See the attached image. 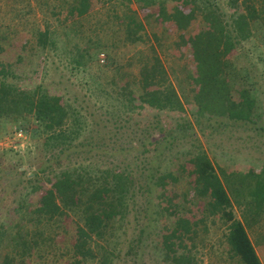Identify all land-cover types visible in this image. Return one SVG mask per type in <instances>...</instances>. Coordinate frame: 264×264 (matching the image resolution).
Wrapping results in <instances>:
<instances>
[{
    "label": "rangeland",
    "instance_id": "obj_1",
    "mask_svg": "<svg viewBox=\"0 0 264 264\" xmlns=\"http://www.w3.org/2000/svg\"><path fill=\"white\" fill-rule=\"evenodd\" d=\"M143 1L133 0L129 4L122 0H91L92 10L74 16L68 11L76 0H0V63L13 64L21 56L19 73L33 78L29 82H12L31 88L41 86L50 95L62 97L82 123L78 139L67 145L61 155L43 147L46 135L38 132L33 117L0 123V231H8L7 235L0 232V264L7 255L21 264V250L12 236L21 229V235L31 240L33 229L21 220L25 212L20 208L27 206L33 188L49 184L48 175L61 168L117 166L134 171L135 179L144 182L148 173L143 167L155 148L156 136L166 134L177 124L191 126L190 134L177 139L169 148L172 151L158 145L156 150L165 153L161 170L172 167L177 154L184 150L206 151L230 195L236 220L247 227L264 264V218L250 223L247 213L252 182L247 174L251 170L264 174V129H259L264 127V0H190L193 5L187 0L188 4L176 6L186 15L199 10L196 25L188 33L203 26L201 12L213 10L234 36V10L246 11V5L254 6L259 19L251 26V37L238 46V56L229 62L228 79L233 88L247 75L252 79L263 112L258 126L227 119L208 121L196 114L190 86L195 68L191 49L177 51L174 46L176 37L184 31L172 24V36L154 17L145 18L147 12L142 10L144 4L151 5L150 8L162 4L168 6L171 14L176 8L174 0ZM45 36L46 47L42 43ZM157 62L165 70V81L177 91L186 114L139 112L129 106L131 92L139 89L142 69ZM154 122L164 131L154 128ZM55 156H59V162H51ZM40 167L44 169L42 173L38 171ZM189 186L188 178L181 177L176 189L186 193L191 190ZM143 195L130 204V214L117 227L115 240L122 249L113 264H165L151 236H145L144 243L131 254L127 250L149 220ZM71 220L65 217L59 228L71 227L72 234L75 224ZM44 232L46 239L50 237L49 230ZM196 232L191 250L194 264H241L228 243L229 225L204 214ZM66 240L54 242V248L47 243L40 252L34 251L28 263L65 264L71 244L69 236Z\"/></svg>",
    "mask_w": 264,
    "mask_h": 264
},
{
    "label": "trees",
    "instance_id": "obj_2",
    "mask_svg": "<svg viewBox=\"0 0 264 264\" xmlns=\"http://www.w3.org/2000/svg\"><path fill=\"white\" fill-rule=\"evenodd\" d=\"M122 1L131 4L133 0ZM90 3L91 0H76L68 12L82 16L94 7V2ZM173 3L174 8L188 4L187 0H174ZM150 6L144 4L142 7L143 12L148 13L145 18L154 17L172 36H175L172 24L184 31L176 37L174 46L177 51L191 49L195 68L191 71L190 86L196 114L208 121L227 119L243 125L258 126L263 120V112L255 96L252 79L247 75L235 88L228 79L229 62L238 56V46L251 37V26L259 19L254 6L246 5V11L239 8L234 10L232 21L235 36L226 28L225 21L216 11L201 12L203 26L195 27L188 33L187 30L196 25L198 9L186 15L176 7L170 14L167 5ZM46 37L42 42L44 47ZM22 58L18 56L13 64L0 63V123L31 116L38 125V132L46 135L43 147L54 149L59 155L65 154L64 148L74 144L81 133V120L62 97L50 95L41 86L31 88L12 82L33 80L31 75L26 77L19 73L17 65L23 61ZM165 74L158 62L151 67H144L139 89L136 92L133 90L129 96V106L133 105L134 110L139 112L175 111L186 114L177 91L162 76ZM153 126L164 131L156 122ZM190 127L177 124L166 134L156 136L153 143L155 148L149 152L151 157L143 167V171L148 173L144 182L135 179L134 171L122 170L117 166L102 169L61 168L48 175L49 184L33 188L35 191L28 196L27 206L20 208L21 212H25L21 220L33 229L31 240L21 235V229L12 236L16 247L21 250L18 254L21 264H29L28 258L34 251L40 252L47 243L54 248V242L67 241V236L71 244L65 264H113L122 249L115 240L117 227L130 214V204H135L137 197L143 194L147 205L145 212L149 213L146 218L149 220L135 244L127 248L129 254L144 243L145 236H151L165 264H194L191 250L196 231L204 214H210L229 225L228 243L241 264H263L247 227L236 220L230 195L206 151L192 148L184 150L177 154L172 167L161 170L160 163L165 153L164 150H156L158 145L161 143L172 151L169 148L173 147L177 139L190 134ZM58 157L55 156L51 162H59ZM38 171L42 173L44 169L40 167ZM22 173L23 178H28ZM178 174L188 178L190 191L181 193L176 189L181 180ZM247 177L252 180L249 184L247 213L250 223H255L264 218V174L251 170ZM68 216L72 219L70 223L75 224L72 234L69 232L71 227L62 225L59 228V222ZM46 230L50 231L47 239ZM0 232L5 235L8 233ZM16 262V258L7 255L1 264Z\"/></svg>",
    "mask_w": 264,
    "mask_h": 264
}]
</instances>
